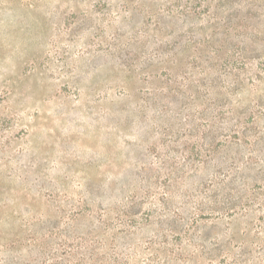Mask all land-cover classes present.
<instances>
[{
  "label": "rangeland",
  "instance_id": "1",
  "mask_svg": "<svg viewBox=\"0 0 264 264\" xmlns=\"http://www.w3.org/2000/svg\"><path fill=\"white\" fill-rule=\"evenodd\" d=\"M0 264H264V0H0Z\"/></svg>",
  "mask_w": 264,
  "mask_h": 264
}]
</instances>
